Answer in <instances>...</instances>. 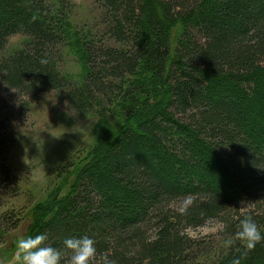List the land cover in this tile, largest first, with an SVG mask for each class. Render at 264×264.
Returning a JSON list of instances; mask_svg holds the SVG:
<instances>
[{
    "label": "trees",
    "instance_id": "1",
    "mask_svg": "<svg viewBox=\"0 0 264 264\" xmlns=\"http://www.w3.org/2000/svg\"><path fill=\"white\" fill-rule=\"evenodd\" d=\"M94 1L114 44H83L87 73L75 85L56 68L66 24L49 0H0L3 85L28 97L60 91L79 114L98 99L126 106L118 135L42 217L46 244L61 264L64 240L83 236L95 241L92 264H264V243L248 251L235 235L244 217L264 232V0ZM17 35L23 48L2 55ZM10 151L0 130V191L18 187ZM212 221L226 248L207 262L214 244L189 231ZM22 222L4 213L0 238Z\"/></svg>",
    "mask_w": 264,
    "mask_h": 264
},
{
    "label": "rangeland",
    "instance_id": "2",
    "mask_svg": "<svg viewBox=\"0 0 264 264\" xmlns=\"http://www.w3.org/2000/svg\"><path fill=\"white\" fill-rule=\"evenodd\" d=\"M49 3L66 24V42L57 49L56 68L75 85H81L87 73L83 44H114L105 32L104 10L94 0ZM25 41L22 35L12 37L2 55L21 50ZM126 123L122 102L109 105L98 99L89 112L79 114L64 101L60 91L19 96L0 78V130L10 137L8 166L18 182L16 190L0 191V218L11 211L23 214L19 228L0 238V264H21L16 242L39 233L38 226L47 213L73 194L80 170L93 162L96 150L109 145ZM248 209L247 204L239 208L241 213ZM221 230V223L212 221L189 231L194 238L214 244V253L207 262L225 253Z\"/></svg>",
    "mask_w": 264,
    "mask_h": 264
},
{
    "label": "clouds",
    "instance_id": "3",
    "mask_svg": "<svg viewBox=\"0 0 264 264\" xmlns=\"http://www.w3.org/2000/svg\"><path fill=\"white\" fill-rule=\"evenodd\" d=\"M190 200L185 201V207L180 209L186 211ZM243 206V201H241ZM236 238L243 242L248 251L256 248L260 243H264V232L261 231L255 220L244 217L240 220ZM48 236L45 233H38L26 238H21L16 242L17 256L21 264H61L62 252L46 244ZM231 245L233 241L226 242ZM64 247L70 250L71 255L68 264H92L96 255L95 241L87 236L81 238H68L64 240ZM105 264H110L105 261ZM233 264H241L240 259H234Z\"/></svg>",
    "mask_w": 264,
    "mask_h": 264
}]
</instances>
